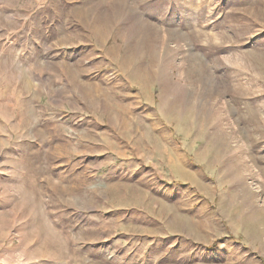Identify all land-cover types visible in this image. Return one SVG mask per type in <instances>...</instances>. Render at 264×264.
I'll use <instances>...</instances> for the list:
<instances>
[{"label":"rangeland","instance_id":"obj_1","mask_svg":"<svg viewBox=\"0 0 264 264\" xmlns=\"http://www.w3.org/2000/svg\"><path fill=\"white\" fill-rule=\"evenodd\" d=\"M0 264H264V0H0Z\"/></svg>","mask_w":264,"mask_h":264},{"label":"crops","instance_id":"obj_2","mask_svg":"<svg viewBox=\"0 0 264 264\" xmlns=\"http://www.w3.org/2000/svg\"><path fill=\"white\" fill-rule=\"evenodd\" d=\"M85 164H86V161L81 162L80 163L81 168H85L86 169Z\"/></svg>","mask_w":264,"mask_h":264}]
</instances>
